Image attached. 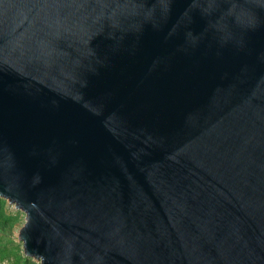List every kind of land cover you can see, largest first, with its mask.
Returning <instances> with one entry per match:
<instances>
[{
    "label": "water",
    "instance_id": "water-1",
    "mask_svg": "<svg viewBox=\"0 0 264 264\" xmlns=\"http://www.w3.org/2000/svg\"><path fill=\"white\" fill-rule=\"evenodd\" d=\"M0 196L42 264H264V0H0Z\"/></svg>",
    "mask_w": 264,
    "mask_h": 264
},
{
    "label": "rangeland",
    "instance_id": "rangeland-1",
    "mask_svg": "<svg viewBox=\"0 0 264 264\" xmlns=\"http://www.w3.org/2000/svg\"><path fill=\"white\" fill-rule=\"evenodd\" d=\"M26 223L27 214L0 196V264H42L26 254L20 239Z\"/></svg>",
    "mask_w": 264,
    "mask_h": 264
}]
</instances>
